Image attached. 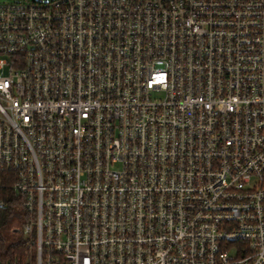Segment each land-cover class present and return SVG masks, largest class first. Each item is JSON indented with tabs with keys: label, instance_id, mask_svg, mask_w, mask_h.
<instances>
[{
	"label": "built area",
	"instance_id": "built-area-1",
	"mask_svg": "<svg viewBox=\"0 0 264 264\" xmlns=\"http://www.w3.org/2000/svg\"><path fill=\"white\" fill-rule=\"evenodd\" d=\"M2 182L34 264H264V0L0 2Z\"/></svg>",
	"mask_w": 264,
	"mask_h": 264
},
{
	"label": "trees",
	"instance_id": "trees-1",
	"mask_svg": "<svg viewBox=\"0 0 264 264\" xmlns=\"http://www.w3.org/2000/svg\"><path fill=\"white\" fill-rule=\"evenodd\" d=\"M0 197L4 200V207L0 208L1 263L34 264V246L29 244L20 231L30 221L29 216L21 206V196L12 193L7 183L2 182ZM13 225L17 227H13ZM7 231H19V234L11 237L7 235Z\"/></svg>",
	"mask_w": 264,
	"mask_h": 264
},
{
	"label": "rangeland",
	"instance_id": "rangeland-1",
	"mask_svg": "<svg viewBox=\"0 0 264 264\" xmlns=\"http://www.w3.org/2000/svg\"><path fill=\"white\" fill-rule=\"evenodd\" d=\"M3 1H9V0H0V2H3ZM28 1H34V2H39V1H50V0H28ZM13 227H17V226H15V225H13ZM19 234V231H13V232H11V231H7V235L9 236H11V237H15V236H17Z\"/></svg>",
	"mask_w": 264,
	"mask_h": 264
}]
</instances>
